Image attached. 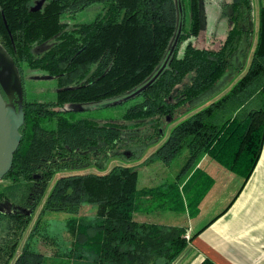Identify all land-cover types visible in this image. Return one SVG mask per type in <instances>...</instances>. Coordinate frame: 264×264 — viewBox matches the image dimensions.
<instances>
[{
  "label": "trees",
  "instance_id": "obj_1",
  "mask_svg": "<svg viewBox=\"0 0 264 264\" xmlns=\"http://www.w3.org/2000/svg\"><path fill=\"white\" fill-rule=\"evenodd\" d=\"M38 1L0 0V47L13 60L23 82L26 69L37 68L56 76L59 87L53 100L43 102L29 101L24 87L22 139L10 171L0 180V264H175L199 232L187 238L183 226L135 220L143 197L162 196L160 190L138 187L137 166L115 165L106 173L63 175L50 187L58 171L75 167L55 168L46 160L54 154L84 151L100 137L106 142L101 151L108 164L121 156L115 149L124 141L125 131L139 130L149 122V134L131 136L135 145L163 141L142 164L152 160L168 163L182 150L187 152L177 181L163 190L164 201L159 198L165 207L188 209L194 216L214 182L198 166L204 157L247 181L264 142V3L259 0L256 43L249 65L237 72L234 79L239 78L231 81L235 82L227 92L207 105L195 106L192 101L220 80L241 44L245 42L247 51L250 49L253 8L251 0H232V25L220 47L198 48L187 43L179 56L182 42L199 34L201 2L180 0L184 23L188 15L189 26L186 29L183 24L169 69L134 98L121 121L100 123L58 107L112 98L142 83L161 62L177 30L176 0H45L40 9H34ZM101 1L107 6L93 21L72 27L64 22L65 15ZM82 159L101 171L107 169L105 164H93L88 154ZM181 183L183 192L178 190ZM5 203L30 214L6 212ZM91 204L96 206L95 216L80 215ZM52 211L68 215L63 227L71 238L55 258H48L39 245H54L55 234L50 233L47 218ZM201 264L216 263L207 257Z\"/></svg>",
  "mask_w": 264,
  "mask_h": 264
},
{
  "label": "rangeland",
  "instance_id": "obj_2",
  "mask_svg": "<svg viewBox=\"0 0 264 264\" xmlns=\"http://www.w3.org/2000/svg\"><path fill=\"white\" fill-rule=\"evenodd\" d=\"M40 1V0H39ZM38 1V2H39ZM231 0H201L199 10L202 11L203 19L205 21V28L204 31L202 30L198 36H191L188 37L186 41L182 42L181 47L178 51V55L181 56L184 51V46L187 43H191L195 47L204 48L207 47L209 49H217L220 45V43L224 40L226 33L229 29L228 25V4ZM252 1V8H257L255 10L252 16L251 27L253 28L256 23H258V6H259V0H251ZM37 2V3H38ZM262 3H264V0H262ZM36 6V5H35ZM107 6V2L101 1V2H95L87 6L86 8L74 13V14H68L64 16V22L68 23V27H72L77 24L81 23H87L93 21L100 13H102L105 10V7ZM231 11L229 10V13ZM253 12V11H252ZM232 25V23H231ZM189 26V18L187 15L186 21L184 23V27L187 29ZM257 36V35H256ZM252 47L250 49H246V43L243 42L241 44V47L239 51L241 50L243 53L235 60V63L232 64V67L230 66L228 70L224 73V75L220 78V80L215 85V90L221 89L223 87L226 88V86L229 87L223 91L220 95H218L214 100L219 98L223 93L227 92L228 89L232 86V84L239 78L235 80V76L231 78L225 83V80L227 78V75L229 73H232L233 70H235V66L238 64V66L242 65L243 63H246L245 66L247 67L250 63L251 55L253 53L255 43H256V37L253 38ZM205 43L207 45H205ZM238 51V52H239ZM238 54V53H237ZM247 54V56H245ZM245 60V61H244ZM243 61V62H242ZM244 66V65H243ZM241 76V75H240ZM235 80L234 82H231L232 80ZM57 79L56 76H52L46 74L45 71L40 69H33L28 68L25 71V83L24 87L26 90V97L29 101H49L53 100L56 97V93L58 90L57 86ZM15 102H17V98L14 99ZM134 99L129 100L125 103L111 106V107H105V108H99V109H91L87 111H78L73 109V104H66L64 107H58V110H74L77 111L76 117H88L98 120L100 123H104L109 120H120L126 111V109L133 105ZM80 104V103H79ZM121 121V120H120ZM165 123V122H164ZM176 122L170 124L168 126V130L172 128V126L175 125ZM150 126L149 122L146 126L142 127L139 130H132V128H128L124 133V141L120 142L118 147H116L115 151L121 153L120 157L113 158L110 163L107 164L103 159L100 160V164L103 166L104 164L107 165V169L105 171H101L96 166H80L73 169H67L63 171H58L51 181L49 182L50 187H52L53 183L61 176L63 175H69V174H75V173H106L108 172L113 166L115 165H129V166H137L139 171V188L143 189H157L162 191L161 200L164 201V191L166 189V186L174 181H177V175L182 169L183 165L186 163L187 159V152L186 150H182V152L175 157L171 162H163L160 160H152L149 161L147 164H142L146 158H148L156 149L157 147L162 143L163 140H161L159 143H153L151 142L149 145L142 144V145H135L136 141L131 138V136L140 135L142 133L149 134L151 129L149 131L146 130V128ZM152 133V132H151ZM131 143V144H130ZM145 146V147H144ZM139 147V148H138ZM94 146L89 147L88 149L81 151L88 155H90V159L92 161L95 160L94 158ZM78 151V150H76ZM128 153V154H127ZM79 156V155H78ZM132 156H135L138 158V160L132 159ZM52 158H57V154H54L53 156L48 159L50 161ZM64 160V159H63ZM74 160V159H73ZM73 160H66V161H58L55 164V168L60 167H69L72 166ZM91 161V162H92ZM94 164V163H93ZM200 164H203L202 167L212 176L215 178V183L210 189V191L206 194L203 202H202V218L200 220V225L198 223H194L193 225L196 226L198 224V227H201L202 225H205L211 221V219L216 216L217 214L221 213L232 203L234 198H236L239 193L242 191L245 183L244 177L226 169L221 164H219L216 160L207 157L205 160L200 162ZM45 166V165H43ZM194 168V167H193ZM192 168V169H193ZM255 169V168H254ZM249 179V178H248ZM49 187V188H50ZM179 192H183L182 183L179 184L178 188ZM158 196L154 195V203L158 205L159 208H162L160 212L157 211V213L152 214H145L147 212V209L151 206L153 202V198L151 197H143L141 202V210L140 212L135 213V220L136 221H142V222H150L155 223V221H168L170 220L169 215L173 213L174 210L170 207H165L159 202ZM44 203H41V205L36 209L34 212V215L32 217V220L29 224L28 229L25 231L19 248L16 252V256H18L21 252V249L28 237V234L30 233L31 229L33 228L37 217L41 211L42 205ZM96 214V206L95 205H85L80 212V215L87 216L89 218H93ZM175 214V213H174ZM68 217V215L64 212H49L47 214V218L50 222V225H48V229L50 233L55 234V242L54 245L49 244H40L39 249L40 251L48 258H55L56 255L60 252L61 247L64 248V245H66L64 242L68 243V239L70 240L71 236L68 234V232L64 229V218ZM204 222V223H203ZM203 223V224H202ZM192 225V226H193ZM53 235V234H52ZM190 236V234H189ZM187 231H186V237L189 238ZM58 244V245H57Z\"/></svg>",
  "mask_w": 264,
  "mask_h": 264
},
{
  "label": "crops",
  "instance_id": "obj_3",
  "mask_svg": "<svg viewBox=\"0 0 264 264\" xmlns=\"http://www.w3.org/2000/svg\"><path fill=\"white\" fill-rule=\"evenodd\" d=\"M254 9L253 13L257 8ZM253 29L254 37H256L258 23L253 26ZM205 45L207 44L205 43ZM229 85L204 99L202 102H205V104H203L207 105L209 101L214 100ZM203 104L201 103L198 106ZM169 132L170 129L167 131L165 138ZM205 158L207 157L201 160L202 163ZM201 165L203 164L199 163L198 166ZM214 183L215 178L212 186ZM147 197L153 198V202L145 214L150 215L157 213V211L160 212L162 208L154 203V197L150 195H147ZM204 198L201 200L199 209L194 216H191L189 210L186 209L168 214L170 218L168 221H155V223L183 226L186 228L188 236L199 232L175 264H201L207 257L216 264H264V142L255 169L239 195L223 212L214 216L209 223L198 227V224L201 223ZM195 222L198 223L196 226L193 225Z\"/></svg>",
  "mask_w": 264,
  "mask_h": 264
},
{
  "label": "water",
  "instance_id": "obj_4",
  "mask_svg": "<svg viewBox=\"0 0 264 264\" xmlns=\"http://www.w3.org/2000/svg\"><path fill=\"white\" fill-rule=\"evenodd\" d=\"M44 2L45 0H40L36 4L34 9H40ZM176 2L178 5L177 30L161 62L158 64L155 70L142 83L121 95L99 101L73 104V109L81 112L91 109L111 107L125 103L141 95L145 90L151 87L166 70L169 69L170 63L175 55L183 32L185 16L181 1L176 0ZM203 16L204 15L202 14V11H200L199 33L202 30L204 31L205 28V21L203 19ZM241 50L233 57L232 64L235 63L234 59L238 58L243 53ZM243 65L245 66V63L240 66H238L237 64L235 66V70L232 68L233 72L227 75L225 83L227 81L229 83V80L236 76L238 71L244 68ZM215 85H213L209 90L200 95L198 98L194 99L192 103L195 106H198L204 99L216 94L218 91L225 88L223 87L221 89L215 90ZM3 92L5 93L6 97L3 95ZM15 98H17V102H15ZM22 99L23 84L21 76L11 57L0 47V180H2L3 177L10 171L13 164V156L18 150L22 139V135L20 133V127L24 122ZM3 205L6 209V212H26L30 214L29 210L23 209L22 207H12V205L6 203ZM1 209L3 208H0V210Z\"/></svg>",
  "mask_w": 264,
  "mask_h": 264
},
{
  "label": "flooded vegetation",
  "instance_id": "obj_5",
  "mask_svg": "<svg viewBox=\"0 0 264 264\" xmlns=\"http://www.w3.org/2000/svg\"><path fill=\"white\" fill-rule=\"evenodd\" d=\"M232 2V0L229 2V4H228V6L230 5V3ZM229 10L231 11V8L229 7L228 8V11H227V14H228V25H229V28L231 27V20H230V16H231V14H232V11L229 13ZM253 13V12H252ZM252 16H253V14H252ZM250 25H251V23H250ZM221 44V43H220ZM219 47H220V45H219ZM218 47V48H219ZM199 48V47H198ZM204 48H207V47H204ZM217 48V49H218ZM209 49V48H208ZM22 79V78H21ZM24 83H25V81L23 82V79H22V84H23V96H24ZM58 90H59V88H58ZM57 90V91H58ZM89 119H93V118H89ZM94 120H96V119H94ZM96 121H98V120H96ZM99 122V121H98ZM106 145V142H103L102 140H101V138L99 137L98 138V140H97V144L94 146L95 148H94V158H95V160L94 161H92L91 159H89L90 161H92V163H99L100 162V160L101 159H103L104 158V154L102 153V151H101V148L103 147V146H105ZM79 155V156H78ZM85 155H87L86 153H84V152H81V151H75V153H73V154H67V155H65V156H61V154H57V158H52L50 161H48V160H46V163H48L50 166H53V167H55V164L54 163H57L58 161H66V160H68V159H70V160H73L72 161V166L71 167H75V168H77V167H82V166H87L88 165V161H86V160H84V159H82ZM64 159V160H63ZM104 160V159H103ZM36 176V177H35ZM38 177H39V174L38 173H35L34 174V178L35 179H38Z\"/></svg>",
  "mask_w": 264,
  "mask_h": 264
}]
</instances>
